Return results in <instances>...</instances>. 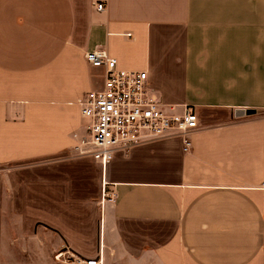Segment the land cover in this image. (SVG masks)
I'll use <instances>...</instances> for the list:
<instances>
[{"label":"crops","instance_id":"0c3cea01","mask_svg":"<svg viewBox=\"0 0 264 264\" xmlns=\"http://www.w3.org/2000/svg\"><path fill=\"white\" fill-rule=\"evenodd\" d=\"M95 50L145 71L164 107L194 108L189 150L158 139L104 172L69 157L77 100L103 84ZM54 158L65 168L47 178L9 168ZM263 243L264 0H0V261L66 248L102 264H264Z\"/></svg>","mask_w":264,"mask_h":264},{"label":"built area","instance_id":"2783aa9c","mask_svg":"<svg viewBox=\"0 0 264 264\" xmlns=\"http://www.w3.org/2000/svg\"><path fill=\"white\" fill-rule=\"evenodd\" d=\"M97 10H104V6L97 5ZM84 57L92 67L103 69V84L100 90L90 91L77 100L86 124L83 135H74L77 142L72 150L76 156L92 159L104 172L117 153L127 155L132 149L158 139L179 137L183 150L190 149V136L200 129L193 107H164L149 91L145 71L118 68L106 51L87 52ZM103 199L114 201V195L106 193L105 186ZM55 260L57 264H102L101 256L85 259L66 248L56 253Z\"/></svg>","mask_w":264,"mask_h":264},{"label":"rangeland","instance_id":"374dc122","mask_svg":"<svg viewBox=\"0 0 264 264\" xmlns=\"http://www.w3.org/2000/svg\"><path fill=\"white\" fill-rule=\"evenodd\" d=\"M75 154L69 156V157H75ZM64 160H58V159H40V160H34L31 162H28L26 164H16L9 166V168H15L16 170H19L18 173L21 174V178L25 179L27 176L22 174L20 171V168H32V174L29 176L32 179H41V178H47L50 176V174L46 175L42 173V169H62L65 168V165H63ZM61 171V170H60ZM62 172V171H61ZM55 176V175H53ZM56 253L50 255V256H42L33 250V256H32V264H57L55 260ZM25 259L22 255H19V250L15 248H11L9 250H6L4 254H2L0 264H26Z\"/></svg>","mask_w":264,"mask_h":264}]
</instances>
